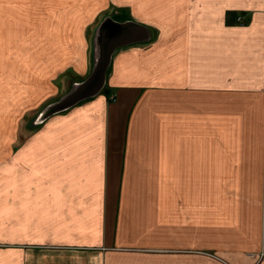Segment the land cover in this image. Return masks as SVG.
I'll list each match as a JSON object with an SVG mask.
<instances>
[{
  "label": "crops",
  "instance_id": "0c3cea01",
  "mask_svg": "<svg viewBox=\"0 0 264 264\" xmlns=\"http://www.w3.org/2000/svg\"><path fill=\"white\" fill-rule=\"evenodd\" d=\"M107 17L143 40L21 128L22 55L76 72L56 105ZM262 129L264 0H0V264H264Z\"/></svg>",
  "mask_w": 264,
  "mask_h": 264
},
{
  "label": "rangeland",
  "instance_id": "374dc122",
  "mask_svg": "<svg viewBox=\"0 0 264 264\" xmlns=\"http://www.w3.org/2000/svg\"><path fill=\"white\" fill-rule=\"evenodd\" d=\"M238 23L241 24V22ZM50 57L51 55H47V59L45 60L42 59L43 55H22V86H20L22 92V113L19 117L21 128H26L25 123L27 122H31V124H33L37 117V113L42 108V110H46L47 107L53 106L54 103H52L53 101L50 100H53L55 96H61L64 85H67L68 83V78L76 77V72L73 70L50 68L51 64L46 63V61H49ZM38 60H44V63H40ZM68 87L71 88L72 85L68 84ZM25 130L26 129H23L22 131V129H19V132L17 133V136L15 138L16 141L23 142L27 139L28 134L25 133ZM263 130L264 129H262V131ZM247 131H249L248 134H250L249 141H251L252 143L255 141L257 142V133L255 132L257 131V129H247ZM246 137L247 135H245V138ZM253 152L258 151H252V155L254 157L255 154H253ZM220 188L234 189L237 192V195L240 192L243 197L252 198L253 195H256V193L258 192L259 183L256 181L228 184L220 183ZM243 190H245V192H242ZM237 200H239L238 197ZM240 213V207L238 206L237 214ZM221 231L227 230H220V232Z\"/></svg>",
  "mask_w": 264,
  "mask_h": 264
},
{
  "label": "water",
  "instance_id": "95a60500",
  "mask_svg": "<svg viewBox=\"0 0 264 264\" xmlns=\"http://www.w3.org/2000/svg\"><path fill=\"white\" fill-rule=\"evenodd\" d=\"M143 27L134 22H115L110 17L104 19L97 27L93 41V65L89 76L80 84L75 85L62 101L40 112L33 126L40 125L51 115L65 110L78 100L94 95L103 88L107 69L113 52L121 47L143 40Z\"/></svg>",
  "mask_w": 264,
  "mask_h": 264
},
{
  "label": "built area",
  "instance_id": "2783aa9c",
  "mask_svg": "<svg viewBox=\"0 0 264 264\" xmlns=\"http://www.w3.org/2000/svg\"><path fill=\"white\" fill-rule=\"evenodd\" d=\"M237 22H241V18L239 17V18H237Z\"/></svg>",
  "mask_w": 264,
  "mask_h": 264
}]
</instances>
